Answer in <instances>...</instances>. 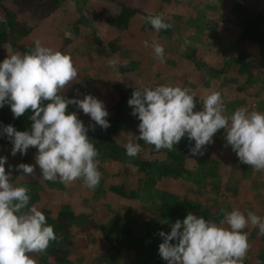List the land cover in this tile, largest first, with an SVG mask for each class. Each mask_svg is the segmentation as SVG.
I'll return each mask as SVG.
<instances>
[{
	"label": "clouds",
	"instance_id": "obj_1",
	"mask_svg": "<svg viewBox=\"0 0 264 264\" xmlns=\"http://www.w3.org/2000/svg\"><path fill=\"white\" fill-rule=\"evenodd\" d=\"M145 21L157 32L173 26L162 15L149 14ZM144 46L148 47L147 41ZM151 46L155 58L164 62V46L155 41ZM115 63L109 60V66ZM77 77L71 56L44 46L39 39L31 51L8 55L0 62V108L8 104L14 119L31 110L32 123L30 131L7 125L3 133L13 144L12 156L26 155L30 147L37 149L34 165L15 166L24 176H35L38 166L44 180L59 179L66 186L82 180L85 187L95 190L102 174L99 151L88 132L95 131V125L104 130L110 127L109 113L103 101L91 94L82 99L62 94ZM195 96L180 86L135 88L127 103L131 115L140 121L139 135L131 134L124 145L126 155L136 157L142 151L138 141L153 145L156 151H171L185 136L195 142L189 148L191 155H203V148L223 129L226 146H231L240 163L264 172V112L239 107L229 115L222 93L215 90L203 97V107L196 110ZM69 105L89 115L95 125L86 126L75 111H68ZM6 163L7 157L0 156V264H37L32 254L46 252L59 237L44 212L29 206V189L10 182ZM220 212L219 224L189 212L171 225L169 233L160 231L161 259L167 264H244L250 248L245 229L250 225L264 235V218L239 209Z\"/></svg>",
	"mask_w": 264,
	"mask_h": 264
},
{
	"label": "crops",
	"instance_id": "obj_2",
	"mask_svg": "<svg viewBox=\"0 0 264 264\" xmlns=\"http://www.w3.org/2000/svg\"><path fill=\"white\" fill-rule=\"evenodd\" d=\"M241 1L243 2L244 6L252 12V14L264 13V0ZM170 2L171 1L162 5L161 0H150L148 3V7H146L142 13L144 16H147L149 14L158 15L154 12H157L160 6V10L162 8H164V10H167V8L172 6L171 4L167 5ZM188 2L189 4L187 6L189 8V14L188 17L185 18L186 20L182 22L181 25H177L176 23H178L179 17L177 15L173 17L170 16L171 18L165 22H170L173 26L165 32L159 31L156 34L155 30L145 27L144 24L146 22H143L140 17L129 19L127 28L121 30L127 32V35H129L127 40L131 42V47L128 48V51L131 52V57L135 59L138 64H142V71L146 69L144 71V74H150V76H144L143 78L149 82V85L146 84L148 82H144L145 84L141 82L142 79H140V75L143 76L142 73H139V77H137V79L132 82L135 85H138L137 88L141 89L143 87L154 88L160 85H171L188 88L191 92H194L196 94V110H199L203 107V97L209 94L211 91L215 90L222 93L229 115L232 111L239 107H247L249 112L253 110L264 112V76L255 75L253 71L251 73L254 75V77L253 75L250 76L245 73L238 74L236 71V62L233 61L239 59V57H244L245 59H247L243 52L239 50V48L249 46L250 50L253 49V44L251 42H244L239 37L242 30L240 22L245 19V16H243L242 21H239L238 18L236 19L232 15H225V12L222 14V10L215 7L214 0H191ZM204 4L214 6L215 9L213 11H209L210 9L205 10L203 7ZM219 13H221V16H218ZM150 27L152 28V26ZM145 41L148 42V48H150L151 50L153 49L149 47V44L152 45L153 41L164 46V62H160L154 56L153 61L155 62H152L150 64L148 63L149 61L145 57H150V55H145L144 53H142V48L145 47ZM108 46L111 50L118 49L117 45H114V43L108 44ZM256 51L259 53L258 49ZM191 52H193V54H191ZM174 66H177L178 69L176 68L174 72L177 77L172 82L171 76H168V74L174 70ZM177 70L179 72H177ZM136 71V68H132V70L128 71V73H130V78L137 74ZM219 76L220 80L222 81V85H220V87L218 88L216 86ZM115 104H118L117 100L115 101ZM106 110L109 113L106 119H112L114 117L110 114L112 110L109 109V107H107ZM133 118L135 120L136 117L134 116ZM85 121L89 122L90 125H95V122L91 120L89 115L86 116ZM135 129H128L127 136L131 133L133 134ZM115 136L116 138H118V135ZM224 136V130H219L213 137L214 142L203 148V155H191L189 151L190 146H187L188 149L185 151L186 145H184V151L187 152L186 155L189 159H186L183 163L181 162L178 166V172L181 171L180 174L176 176H170V178L168 177L167 179L161 178V176H159L157 180H161L163 182L162 189L165 184L166 186L167 184H169L170 186L174 185L178 190H180L181 187H185V185H190L191 189L188 190V193H190V195L192 196L197 197L196 194L202 196L205 190H208L214 186H219L221 180H223L222 178L220 179L219 173L221 174L226 168H230V173L233 171V174L231 177L228 176L230 178L222 187L224 191L223 193L227 194V196H229L228 198H231V200L226 199V201L228 202L227 204H224V202H222V199H224L225 195H223V197H220L215 193L213 194L214 197L212 199L207 200L209 201L208 203L207 201L204 203L206 205H204V207H207L209 209V221H213L218 224L222 219V213L220 212L222 208L226 209L227 211H231L234 205H238L240 206L239 210L243 212L247 208H249V206H251L252 210L255 211V214L256 212L260 214V212L256 211V208L254 206H259L260 210L261 208L262 210H264V172H255L250 166L240 163L231 146H226ZM130 138H128L127 140H129ZM182 140L184 142H189L194 146L195 142L189 141L186 136L182 138ZM181 144H183V142ZM122 146L124 145L122 144ZM177 149L170 153L178 155L180 157L179 160H181L183 152L181 153L179 152V150L183 151V147H180L178 151ZM152 152L153 151L150 150L149 156H145L153 158L157 154L159 159L165 157V161L167 160L168 162H176L172 161L169 156L167 157V153L163 154L160 153V151L156 152V150L155 152ZM104 164H106L105 168L108 167L115 170L114 173L116 174L117 182L119 183L120 181V184L108 185L105 183V187L102 185V188L106 191L104 193L102 192V194L106 197H115V195L122 197L121 199H124V202L128 203L129 206H135L137 212L146 215L150 214L149 218L146 219L147 223L152 224L153 222H156L158 218V206H156V204L145 205L146 193L141 191L145 187L144 184L140 185V180L139 178H137V172L135 170H132L131 168H122L114 164H109L105 161ZM167 165L172 167L171 164ZM208 168L212 169V171L203 174L204 170ZM218 170L223 171L218 172ZM124 171L126 173V177L128 176L127 181L124 180L122 174ZM102 172H104V170ZM253 174L255 175V182L250 183V199L247 198L248 194H245L246 192L240 191V193H237V191L240 186H244L241 185L240 182L242 180L244 181L246 179H250ZM129 185H132L133 190ZM118 186H123L125 190L129 188V190L133 191L134 196L132 198H125L114 193L113 190H111ZM136 189L140 190L136 191ZM246 189L247 186L245 187V190ZM129 190H127L126 193L131 192ZM176 192L187 195V192H184L182 190L181 192ZM227 192H229V194ZM218 194L220 195V192ZM89 196L85 194L81 198V200L85 202V205L88 206L92 203H95V201L101 203L102 205L104 201L102 196L95 198L91 193ZM200 198H198V200H200ZM210 210L212 211L210 212ZM261 214L263 215V212H261ZM134 226L135 225L128 224V228H131V230L128 232L127 238L131 241L134 240L133 236H130L134 233ZM88 232L92 235H95L97 234L98 230L93 229ZM141 233L144 234H142L143 237H141L142 235L140 236L139 234L137 236L138 240L135 241V244L132 242L128 244L129 248L122 246L119 249V254L124 264H128L127 258H125V253H129L128 255L132 254V256L134 257L133 259H139V262L137 264H167V261L165 260H163L162 263L158 262L157 260H153V263H151L150 260L146 261L147 257L145 256V253H140L136 251V249L134 250L132 248L135 245L138 246L145 243L144 241H146V231L143 230ZM251 233H253V231H251ZM118 237L119 239H123L122 236ZM127 238L124 239L127 240ZM104 246L106 247V245ZM101 247L102 246H98V243H96L93 246V250L91 251H94L95 253H101L103 250L101 249ZM248 251L250 253L248 254L249 256L247 255L246 259L248 260L249 264H264V258L261 256L262 252H264V247L261 248L256 243H250V248Z\"/></svg>",
	"mask_w": 264,
	"mask_h": 264
},
{
	"label": "rangeland",
	"instance_id": "obj_3",
	"mask_svg": "<svg viewBox=\"0 0 264 264\" xmlns=\"http://www.w3.org/2000/svg\"><path fill=\"white\" fill-rule=\"evenodd\" d=\"M68 3L67 5H62L60 2L55 3L54 0H43L41 6H32L30 9L19 7L14 3V0H0V30L3 27L2 26V20L5 19V15L8 13L10 16L14 17L17 21L18 25L20 26L21 30H28L25 31L24 35L19 38L18 44L21 45H33L34 41L39 39L41 43L44 46L51 47L55 50H59L62 53L69 54L74 62V66L78 69V77L76 80L72 81L65 89L79 86L80 90H85V93L91 94L95 98L105 102V99L107 100L109 97L113 102L117 100L116 93L113 92L111 89L112 86L115 85V83L119 80L111 72V67H108L107 60L114 59L116 61L115 65H126L130 66L133 69H137V74L130 78V73L125 72V88L128 86L132 87H138V85L134 84L132 81L137 79L139 77V73H142L143 76L140 75V79L142 83L148 82L146 79H143L144 76L148 77L150 74H144V71L146 69H143L142 64H138L135 59L131 57V52L128 51L131 47L130 43L127 38L129 35H127V32L116 30L115 28L109 26L105 20L104 17L106 16L105 13H102L100 10V13L96 12V14L99 16L96 20L95 19V13L94 10V0H81V2H77L80 0H66ZM171 2L167 5H172L167 10H164V8H158L157 12L154 13L158 15H162L165 19V21H168L171 17L177 15L179 17L177 25H181L182 22H184L188 17L189 14V8H188V1L191 0H170ZM149 1L143 0L141 2V6L138 8V13L135 14L136 17H140L143 22L145 21V17L143 15V10L146 8V5L148 7ZM162 5L165 2L161 0ZM92 10V11H91ZM166 11V15H165ZM179 11V13H178ZM119 8L117 6H114L110 9V11L107 13L112 19H115L118 16ZM103 16V17H102ZM184 16V17H182ZM12 19V18H11ZM146 27V26H145ZM144 27V28H145ZM147 28V27H146ZM149 29L154 30L153 28L149 27ZM157 34V31H155ZM18 34V33H17ZM117 37V38H116ZM16 38V34H11L8 32L7 42L2 44L0 47V62H2L8 55H11L15 52H18L16 47L13 45V41ZM159 42V40H158ZM116 44L117 48L115 50V53L111 51L108 44ZM104 45V47H103ZM106 45V46H105ZM149 47L152 48V46L149 44ZM251 48V47H250ZM253 48V49H252ZM250 50L249 46H245L242 48H239L241 52L246 56L247 60H258L259 53L256 51L257 49L253 46ZM145 55H150V57H145L150 63L155 62L154 60V51L150 48H142ZM153 49V48H152ZM176 52V51H175ZM110 54L111 56L109 57ZM194 59V57H193ZM228 59V57H227ZM151 60V61H150ZM226 61V60H225ZM243 61L240 59L236 63H241ZM147 63V64H148ZM231 63V62H228ZM147 67V66H146ZM177 66H174V70L168 74V76H171V81L176 79L175 70ZM178 69V68H177ZM207 70V68H206ZM177 72H179L177 70ZM210 77V76H209ZM207 77V78H209ZM145 84V83H144ZM143 84V86H144ZM149 85V82L146 83ZM222 85V81L220 80V76L217 79V86L220 87ZM64 89V90H65ZM106 103V102H105ZM110 114L113 116L112 111ZM134 117V116H133ZM81 118L84 119L83 116ZM133 119V118H132ZM85 120V119H84ZM109 120V119H108ZM131 123V128H136L133 134L139 135L138 131V124L139 120L136 117L135 120ZM89 123V122H87ZM90 125V124H89ZM129 126L127 124L124 125L123 128H126L123 133H118L117 142L120 145H125L127 143V139L131 137V134H128V128ZM89 136V135H88ZM141 143L142 151L138 154L140 156H149V151H155V147L153 145H147L144 144L143 141H138ZM183 142V144H181ZM194 142V141H193ZM184 145L185 151L188 149L187 146H193V144H190L189 142H184L182 139L179 144L175 145V149H179L180 147H183V151L179 150V152H183L182 159L179 160V162H171V161H165V157L162 159H159L158 155L156 154L153 158L157 159L159 162L165 161L167 164H171L173 168H177L180 163L184 162L186 159L188 160V156L186 155L187 152L184 151ZM174 149V150H175ZM177 149V151H178ZM174 150H167L162 149L160 150V153H167V152H173ZM152 152V153H153ZM0 156L7 157V163L5 165L6 172L11 171L9 169V165H12V163H15L14 156L11 155V148L6 146H0ZM35 157L32 158L31 164H35ZM191 158V156H190ZM106 164H104L103 161H99V168H101V174H102V180L99 183V186L95 190L88 189L84 186L82 180H76L75 182L65 185L57 179L56 181H48L44 180L42 178V172L39 169L38 166L35 168V176H21V179L23 182H25L27 185L25 186L29 189V194L33 193L35 191H38V194H36L37 199L34 201L33 205H35L38 209L42 210L44 213H47V217L54 219L56 214L59 211H63L65 208H70L74 215H77L79 212L87 213V205H85V202L81 200L82 196L90 195L94 196L95 198H98L99 196L103 197V203L98 209V218L100 214H103L106 218L111 217L114 214L117 215H123L127 208L130 209L129 214L133 218V220H136V223L134 224V233L133 236L134 240L131 241L127 238V243H134L138 240L137 236L140 234V236L143 234L141 233L143 230L145 231L148 227H150L148 230L151 235H153V238L149 239V233L146 234V241L145 243L151 242L153 239H155L157 242L162 243V237L161 241L159 238L157 239L156 235H154V231L156 232L158 228H162V221H159V218H157L156 222H153L154 225H151L150 223H147L146 219L149 218L150 214H142L140 212L136 211V207L129 206L128 203L124 202V199H121L122 197L116 196H104L102 192L104 193L106 190L102 188V185L105 187V183L108 185H119L116 179V174L114 173L115 170L110 168H105ZM105 168V169H102ZM104 170V172H102ZM223 171V170H220ZM218 170V172H220ZM257 172V171H255ZM233 171L230 173V168H226L221 174L219 173L221 183L219 186H214L208 190H205L203 192V195L201 196L199 200V207L202 209L204 207V203L207 200L212 199L214 196L213 194H217L220 197H223L225 195L224 199H222V202L224 204H227V200H231V198H228L227 194H224L223 187L227 180L232 176ZM155 176V174H154ZM230 176V177H228ZM255 175L253 174L250 179L242 180L240 183V188L238 189L237 193L240 191L246 192L245 194H248L247 198L251 199V196H249V187L250 183L255 182ZM106 179V180H105ZM103 181V182H102ZM10 182L17 186L18 183H15L13 180H10ZM163 182L156 181L152 187L155 190L162 189ZM131 189H133L132 185H129ZM247 186V189L245 190V187ZM100 187V188H99ZM136 188V187H135ZM140 188V187H139ZM220 188V189H219ZM177 188L172 185V191L173 192H187V196L191 200H197L198 198L195 196L190 195L188 193V190L191 189V186L185 185V187H181L180 190H176ZM129 190V188H127ZM140 190V189H139ZM176 190V191H175ZM130 191V190H129ZM138 191V189H136ZM220 192V195L218 194ZM229 194V192H227ZM137 196V195H136ZM242 196V195H241ZM90 197V196H89ZM244 197V195H243ZM119 198V199H118ZM247 200V199H246ZM221 201V199H220ZM209 201H207L208 203ZM93 204V203H92ZM206 206V205H205ZM256 208V211L264 212V210H260L259 206H254ZM200 209H197L196 211L192 212V214H198L200 212ZM233 209H240V206L234 205ZM264 209V208H263ZM212 210H210L211 212ZM196 214V215H197ZM226 226V225H225ZM144 228V229H143ZM152 228V229H151ZM153 231V232H152ZM248 233V241L249 244L256 243L259 247H264V235L258 234V228L254 230L253 227L249 225L247 229H245ZM253 231V233H251ZM99 235H102L101 232H97V234L92 235L89 232H82L80 233L77 238L74 240L73 245L69 247V249H66V254H61L57 261H55L54 257L49 258V261L43 260L38 261V259L33 257L37 264H92L94 256H96L97 253H95L93 250V246L98 243V246H101L102 242L100 240ZM144 235V234H143ZM143 235L141 237H143ZM131 238V237H130ZM143 242V241H141ZM138 244V243H137ZM101 249L107 250L109 248L114 249V245H102ZM84 252V253H82ZM158 252V251H156ZM250 252L248 251L247 255ZM129 253H125V258H127L128 264H137L139 262V259L135 258L131 255H128ZM264 252H262L261 256L264 258ZM249 256V255H248ZM38 257V256H37ZM150 260L151 263L152 260L146 258V261ZM244 264H249L248 260L245 259ZM251 264V263H250Z\"/></svg>",
	"mask_w": 264,
	"mask_h": 264
},
{
	"label": "trees",
	"instance_id": "obj_4",
	"mask_svg": "<svg viewBox=\"0 0 264 264\" xmlns=\"http://www.w3.org/2000/svg\"><path fill=\"white\" fill-rule=\"evenodd\" d=\"M142 1L143 0H94V20L99 17L96 12L100 13L101 10L102 13H105L106 16L104 17V20L109 26L115 28L116 30L126 29L129 19L134 18L135 14L138 13V8L141 6ZM163 1L169 2L170 0ZM42 2L43 0H14L16 5L26 9H30L32 6H41ZM54 2L56 4L60 2L63 6L67 5L68 3L66 0H54ZM77 2L83 3L81 0ZM214 3L216 8L222 10V14L225 12V15H232L236 19L238 18L239 21H242L243 16H245V19L240 22L242 30L239 37L244 42H251L253 46L258 49L260 54L258 60H247L244 57H239V59L233 60L235 62L239 61L240 59L243 60L239 64L236 63L237 73H245L252 76L253 74L251 72L253 71L255 75L264 76V13L252 14V12L244 6L241 0H214ZM114 6L119 8V12L118 16L115 19H112L107 13ZM203 7L205 10L210 9L209 11H213L215 9L214 6H209L207 4H204ZM218 16H221V13H219ZM1 22L3 27L0 30V47L2 44L7 42L8 32H10L11 34H16L13 45L16 47L18 52L23 54L32 50L33 45H21L17 43L19 38L25 34L24 32L28 30H21L14 17L7 13L5 15V19H3ZM144 25L147 28L151 26L147 22ZM160 31L165 32L166 30ZM111 51L115 53V50ZM191 54H193V52H191ZM108 55L109 57L111 56L110 54ZM107 64L108 67H111L114 77L119 79L111 88L113 92L116 93L118 104H115L113 100L110 99V97L107 100L105 99V108L109 107V109L112 110L114 116L112 119L108 120L110 127L104 130L100 128V126L95 125V131L89 130L88 135L99 151V161H105L109 164H114L122 168L126 167V169L128 167L137 172V178L140 180V185L144 184L145 187L141 190L142 192L146 193L145 205L156 204V206H158V218L159 221H162L163 225L161 229L158 228L156 232L154 231V235H156L157 239L159 238L161 241L159 232L163 231L165 233H169L171 231V225L175 223L177 219L182 221L189 212L192 213L197 209H200L201 207H199V200H191L185 194L173 192L171 190L172 186L169 184H167V186L165 184L163 189L159 190L152 188V185L158 180L159 176H161V178L167 179L168 177L170 178V176L179 175L181 171L178 172V167H170L164 161L159 162L157 159L149 158L143 155L128 157L126 155L125 147L118 144L115 135L125 131L126 128H123L125 124L129 126L128 128H131L130 125L133 123V121H131L134 119L133 115H131L132 108L128 106L127 101L131 98L132 92L135 90V88H125L124 86L126 83L124 74L125 72L132 70L130 66L120 64L109 66V60H107ZM62 94H65L69 99H82L84 95H87L85 90H80L79 86L65 89L63 90ZM68 111H75L78 115V118L81 119L86 126L89 125V123L85 121L86 116L88 115L84 114L83 111L78 107L69 105ZM30 115H32V112L31 110H28L23 116L14 119L8 104H5L4 107L0 108V146H6L11 149L13 147V144L3 133V128L5 126L12 125L17 131H30L32 123L29 119ZM81 116L85 117V120L81 118ZM36 152L37 149L30 147L26 155L17 153L14 156L13 160H15V163H12L11 165L13 167L11 168L10 180L18 183L17 186L30 185H27L25 182H23L21 179L23 173L22 171H18L15 166L21 163L31 164L32 158L35 157ZM168 156L172 161L178 162L180 159L178 155L173 153L167 152V157ZM98 170L101 171V168H98ZM211 171L212 169L208 168L204 170L203 174L209 173ZM122 174L124 180L127 181L128 176L126 177L125 171ZM111 190L125 198H132L134 196L132 191L133 189L130 190L131 192L126 193L127 190H125L123 186H118ZM36 194H38V191L29 194L31 197L29 206H32L34 201L37 199ZM196 196L197 198L201 197L197 194ZM100 207L101 203L95 201V203L87 206V213L79 212L77 215H74L70 208H65L63 211H59L54 219L47 217L48 212L44 213L46 215L47 223L54 226V230L59 239L51 242L46 252L42 254H32V256L34 258L36 257L38 261H43L44 259L49 261V258L51 257H56L55 261H57L61 254H66L65 250L69 249V247L73 245L74 240L80 233L95 229L102 234L101 244H112L114 245V249H111V247L107 250H102L101 253H97L95 258H93L94 260L92 264H124L119 254V249L122 246L129 248L128 244H126L128 240L124 238L128 237V232L131 230V228H128V224L134 225L136 220H133L129 214V208L125 210L126 212L123 215L114 214L111 217L106 218L103 214H100L98 218L97 213ZM248 211L255 212L252 210L251 206H249V208L243 211V213L247 215ZM209 214V209L207 207H203L196 216H203L206 220H209ZM256 214L264 218V212L263 215L261 213L258 214L257 212ZM151 225L155 226L153 223ZM149 228L150 227H148L145 231L146 234L149 233L148 236L150 239L154 236L150 234L148 230ZM254 230L256 229L254 228ZM118 236H122L123 239H119ZM172 243H175V241H172ZM158 247L159 242L153 239L151 242L147 241L142 245H135L132 248L134 250L136 249V251L140 253H145V256L148 259H151L152 261L157 260L158 262L162 263L163 259H161L159 253L156 252L158 251Z\"/></svg>",
	"mask_w": 264,
	"mask_h": 264
}]
</instances>
